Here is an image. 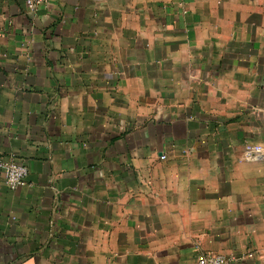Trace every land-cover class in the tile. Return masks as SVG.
I'll return each instance as SVG.
<instances>
[{
    "label": "crops",
    "instance_id": "0c3cea01",
    "mask_svg": "<svg viewBox=\"0 0 264 264\" xmlns=\"http://www.w3.org/2000/svg\"><path fill=\"white\" fill-rule=\"evenodd\" d=\"M0 156V264H264V0H0Z\"/></svg>",
    "mask_w": 264,
    "mask_h": 264
},
{
    "label": "built area",
    "instance_id": "2783aa9c",
    "mask_svg": "<svg viewBox=\"0 0 264 264\" xmlns=\"http://www.w3.org/2000/svg\"><path fill=\"white\" fill-rule=\"evenodd\" d=\"M30 11H36L40 7H46L49 0H24ZM165 158V156H162ZM0 170L4 175L6 185L10 189H17L27 183L29 174L28 166L16 161L13 157L0 156ZM230 258L221 253H202L196 264H228Z\"/></svg>",
    "mask_w": 264,
    "mask_h": 264
}]
</instances>
